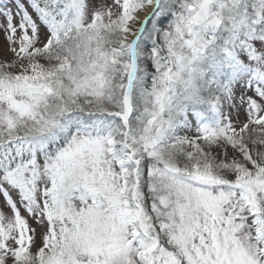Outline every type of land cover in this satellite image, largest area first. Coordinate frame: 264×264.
<instances>
[{
  "label": "snow or ice",
  "instance_id": "1",
  "mask_svg": "<svg viewBox=\"0 0 264 264\" xmlns=\"http://www.w3.org/2000/svg\"><path fill=\"white\" fill-rule=\"evenodd\" d=\"M0 31V264H264V0H0Z\"/></svg>",
  "mask_w": 264,
  "mask_h": 264
},
{
  "label": "rangeland",
  "instance_id": "2",
  "mask_svg": "<svg viewBox=\"0 0 264 264\" xmlns=\"http://www.w3.org/2000/svg\"><path fill=\"white\" fill-rule=\"evenodd\" d=\"M7 49V43L4 39V33L0 31V58H3L5 56L11 57V54L6 51ZM243 118V117H242Z\"/></svg>",
  "mask_w": 264,
  "mask_h": 264
},
{
  "label": "bare ground",
  "instance_id": "3",
  "mask_svg": "<svg viewBox=\"0 0 264 264\" xmlns=\"http://www.w3.org/2000/svg\"><path fill=\"white\" fill-rule=\"evenodd\" d=\"M151 10H152L151 7L147 8V9L145 10V12L141 14V16L147 14L148 12H151Z\"/></svg>",
  "mask_w": 264,
  "mask_h": 264
}]
</instances>
